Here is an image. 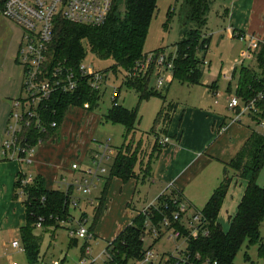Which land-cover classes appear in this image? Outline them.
I'll return each instance as SVG.
<instances>
[{
  "label": "trees",
  "instance_id": "1",
  "mask_svg": "<svg viewBox=\"0 0 264 264\" xmlns=\"http://www.w3.org/2000/svg\"><path fill=\"white\" fill-rule=\"evenodd\" d=\"M178 1H182V10L186 11V17L181 31L182 38L177 43L174 57V79L189 85L200 84L207 63L205 55L209 50L211 39L203 30L207 26L208 15L214 0ZM157 9L158 0H114L108 19L101 26L74 23L63 17H57L53 40L46 52L48 67L51 70L56 67H65L77 72L80 63L86 62L88 54L92 53L100 59H113L114 66L111 69L114 71L118 68L126 71L128 68L134 73L138 63L146 54L144 46L149 26ZM20 47L21 42L19 50ZM251 53L254 57V63L241 65L235 94L244 105L255 100L256 111H250L248 114L258 124H261L264 120V41L258 42L257 47L251 50ZM17 62L20 65L19 51ZM102 72L104 73L103 70ZM236 75L237 69L234 72V76ZM137 76L140 77H136V82L129 83L130 80L128 79L130 84L128 86L136 89L140 94L141 101L158 93L159 90L156 89L149 91L148 86L151 77H142L139 72ZM105 86L106 84L100 90H96L90 86L87 78H83L80 79V86L76 92H54L52 98L45 102L43 107L41 106V112L44 120L56 121L58 127L49 128L44 133H38L37 130L32 129L30 131L31 139L41 138L46 142L56 135V131L66 118L69 107L82 106L88 102L93 105L94 110L99 105L101 92ZM118 95L116 93L117 98ZM163 98L164 103H166V98ZM171 107L166 104L163 105L157 118V123L163 122V133L165 134H167L174 110V107ZM136 117V110H129L119 104H114L106 116L108 120L115 123L125 124L129 132L134 129ZM159 139L160 137L157 136L153 145V153L147 164H145L144 159L141 160L144 152L141 143L135 149L126 148V150L123 149L119 152L111 167L108 179L111 180L115 176L127 182L131 178H139L140 175L136 173V166L141 163L142 179L143 181L147 180L151 173L155 154L164 147L159 143ZM144 165L146 166L143 169ZM263 167L264 133L254 130L240 151L226 164L221 183L213 191L201 211L186 202L181 196L176 195L180 198V202L182 200L188 204L189 213H202L205 230L208 234H201L196 238L190 237V232L183 220H171L169 224H166L164 216H170L171 211L176 210L178 204L172 205L171 203L170 198L175 194L163 192L162 196L161 193L156 198V208H152L153 217L150 219L152 226L146 227L147 216L145 214L137 215L130 225L106 245L107 256H105V260L90 264H136L146 258L147 251H150L144 246V239L147 233L152 236L155 228L160 234L156 241L167 235L170 230L181 231L184 236H187V241L184 239L176 240L184 241L185 247L188 249L187 255L190 254L191 259L196 264L207 259L216 261L217 264H236L235 258L245 243L248 247L258 244L259 257L264 259V238L261 234V226L264 222V186L258 181ZM24 176V173H20L17 181L18 189L21 188L19 192L25 195L24 205L27 213L26 224L20 232V240L26 247L28 263L39 264L40 261L48 258L47 252L42 250L45 239L43 234H49L54 238L57 231L63 228L60 222L68 220L71 215H75L74 208L70 205V193L63 189H47L41 177H35L32 183L23 186L22 178ZM235 177L244 179L247 185L237 213L231 218L228 231H225L218 222V214ZM16 194L19 196V193ZM82 200L79 201L82 202ZM104 204L105 195H102L96 209L97 216L102 213ZM40 218L45 219L43 230L36 227ZM94 227L95 222L90 225V229L94 230ZM70 239H72L71 243L73 241L78 243L79 241L74 237ZM77 243L75 244L77 245ZM85 245L84 242L80 247L81 256L84 255ZM173 257L166 260L165 264H176ZM246 257L249 259L248 255ZM62 260H66V258L64 257ZM163 260L161 258L156 263L149 260V263L162 264Z\"/></svg>",
  "mask_w": 264,
  "mask_h": 264
},
{
  "label": "crops",
  "instance_id": "2",
  "mask_svg": "<svg viewBox=\"0 0 264 264\" xmlns=\"http://www.w3.org/2000/svg\"><path fill=\"white\" fill-rule=\"evenodd\" d=\"M223 14L229 20V29H227L229 30L227 31L229 36L235 37L236 34L249 36L245 42L246 47L241 51L240 58L235 64V72L238 66L246 64L245 62L248 58H251L252 61L254 60L248 47L250 38L254 36L257 40H264V0H231V7L225 8ZM23 33V29L18 24L0 15V70L3 71L7 68V71L11 73L4 75L0 73V87H5V90L1 89V93L6 94L5 98L9 99V103H7L9 114L6 116V123L0 128L1 135L4 127L2 133L3 138L13 108V100L17 98L22 91L23 70L17 62V56ZM250 62L246 65H252L254 63ZM14 66L19 69H15ZM228 79L231 81L232 78L230 77ZM175 81L177 80L173 79V81L169 83L170 86L167 89H169ZM181 84L183 86L186 85L190 89L202 85V83L195 85ZM236 84L233 88L228 87V95L225 98V104L223 103L222 105V108L223 106L227 108L226 113L224 111H213V106L208 109L202 105L206 101L205 98L208 92H214V94L218 92V86L215 83L207 85V92H204L200 98L192 94L191 100H189L192 103L186 105L176 119H174L173 113L176 112L178 104H175L174 100L172 101L174 103V110L168 128L172 136L170 137V142L163 145L164 147L160 149L159 154L152 163L151 173L148 177V182L151 183L149 187H155V191L157 188L155 193L156 198L163 192L175 194L181 196L186 202H189L197 208L195 203L205 205L213 191L219 186L224 177L226 164L240 151L252 132L256 130L252 124L257 123V121L252 118L248 112H245L241 116L240 121H234L238 110L234 111L230 109L229 101L232 96H237L234 91ZM229 85H231V83H229ZM218 97H220L219 94L217 98ZM165 100L167 101V99ZM215 102L216 105H221L219 101ZM240 106V108L244 106L241 99ZM88 115H90L88 118L84 114L79 115L80 118L78 117L79 122L77 124L79 127L77 132L82 130L84 134L87 132V129L85 130L82 128L80 122L84 123L85 121L84 126L86 125L90 129L96 124L93 120V112L89 111ZM71 116L74 117L73 114ZM244 116L247 117L246 121L243 120ZM259 125L264 127L262 123H259ZM62 126L63 125L59 127L55 133L56 135L52 138L44 143L36 145L35 151L30 157V163L19 161L17 155H15L13 159L6 158L2 150L4 140L1 136L0 239H2L1 235L3 234L7 235V237L0 240V260L3 258V254L6 250L5 248L8 245L7 243L17 239V235L20 237L21 229L26 224L27 213L24 200L22 202L19 201L18 195L16 194L19 193L21 189H18L17 186L20 173L32 176L33 178L41 177L47 189H63L64 187L61 183L62 179L64 177L70 179L73 175L71 169L72 162L79 161L81 166L90 163L88 157H84L86 154L89 155L92 150L96 149L92 147V141H89L90 137L86 136L87 140H85V138L79 141L76 140V135H72L68 138L65 134L66 132L68 133L69 128L66 127L63 131ZM144 153L143 156L145 155ZM210 165H212L211 168L215 169L213 172L215 174L214 178H212L213 181L210 179L197 196L194 191L189 190L190 184L194 186L196 183L195 179L201 175L203 171H206ZM218 169H220L219 172L222 175H219ZM75 175L78 174L75 173ZM127 182L130 184L126 185ZM127 182H124L118 177H113L109 180L107 176L94 190L92 194L93 197H90L94 199L93 203H90L86 198H82L81 209L95 202L99 203V199L102 195H105V204L102 209L103 213L114 209L119 211L124 209L122 221L124 225L122 228L115 227L111 235H106V238H108V240H105L108 241L107 244L111 243L121 233L123 228L134 221L135 218L131 221L128 214L125 218L126 210L135 214L136 217L137 212L147 206L152 200L149 197V188L147 192L143 193L138 189L137 182L135 186L132 179ZM246 185V182L237 177L231 182L228 193L218 214V222L225 231L227 226H229L231 218L237 213ZM76 195L81 196L78 193H76ZM86 210L82 209V212L87 213ZM80 214L82 213L78 211V215ZM84 215L88 216V214L85 213ZM93 231L95 232V230ZM43 235L45 236V234ZM95 239H97V242H101L100 240L103 241V239L99 240L96 234ZM56 241L57 239L55 236L50 239V244L54 246L57 243ZM71 241L72 239L69 237L68 249H79L78 258H80V247L82 243L78 241V243L75 242L77 243L76 245L74 241L72 243ZM13 255L15 259L18 256H15V253H13ZM46 255L48 258H56V255L53 253L52 256L48 252ZM64 257L67 259L68 255H64L60 258Z\"/></svg>",
  "mask_w": 264,
  "mask_h": 264
},
{
  "label": "rangeland",
  "instance_id": "3",
  "mask_svg": "<svg viewBox=\"0 0 264 264\" xmlns=\"http://www.w3.org/2000/svg\"><path fill=\"white\" fill-rule=\"evenodd\" d=\"M228 7H231V0L213 1L212 9L208 15L207 26L203 30L204 32H206L207 36H210L211 38L209 50L205 55V60L207 63L205 65V71L202 78V85L195 86L193 87V89H190L186 85L183 86L180 82L175 81L169 89L167 88L170 86V84L164 86L158 91L157 94L152 95L149 99L141 101L140 94L136 91V89L129 87V83H133L134 81L136 82V77H140L137 76L138 73L133 74V70H128V68L126 69V71L122 70L121 68H118L116 71H114L113 69H111V67L114 66L113 59L104 60L100 59L96 55H93L92 53H89L85 60L86 63L92 64L94 67H97L104 71L106 77V86L101 92V99L99 101V105L94 110L93 105H90V103L88 102L82 106L75 105L69 107V109L67 110L66 118L62 124L63 131L64 128H69L68 133L66 132L65 135L68 138H70L72 135H76V140L79 141L85 138V140H87V137L93 134L92 147L94 148H96L97 142H109L113 146V152L108 162L110 174L111 167L115 162L117 155L119 154V152L123 151V149H135L136 146L141 143L142 150L145 152V155L141 160L144 159L145 164H147L148 159H150V156L153 153V145L157 140V136L160 137L159 140H162L163 138H165V136H172L169 130L167 131V134L163 133L162 121L160 123H157L158 114L162 109L163 105L166 104L168 107H174V103L172 102L173 100L175 104H178L176 112L173 113V117L174 119H176V117L182 112V109L186 105L192 103L189 101L191 100L192 94L200 98L204 92H207V85L215 83L218 86L217 89L220 97L217 98L214 92H208L205 98L206 101L202 105H204L208 109L213 106V111H224L226 113L227 108L225 106H223L222 108V105L223 103L225 104V98L228 95V87L233 88L237 83L238 73L241 65L237 67L236 76H234V68L237 60H239L240 58L241 51L244 47H246V41L243 42L238 38V36L242 34H236L235 37L228 35L229 33L227 31L229 30L227 29H229V20L223 14L224 9ZM185 17L186 11L182 10V1L158 0V9L156 10L155 15L149 26L148 35L144 46L145 53L164 49L168 51L169 54L176 55L177 43L182 38L181 31L184 26ZM252 38H254V36H252ZM248 62L253 63L254 60L252 61L251 58H248L245 63L249 64ZM14 68L16 69L18 67L14 66ZM0 73H2L3 75L11 74L9 71H7V68H5V70L3 71L0 70ZM230 77L232 78L231 81L228 79ZM128 79L130 80L129 83ZM155 79V77L151 76L148 86L149 91L155 89ZM229 83H231V85H229ZM1 89L5 90V87H0V128L6 123V116L7 114H9L7 105V103H9V99L5 98L6 94L1 93ZM116 93L119 94L118 104L120 106L129 110L137 111V117L133 125L134 129L131 132L128 131V128L125 124L115 123L106 118V116L109 114V111L114 107L115 103L112 100V96L114 94L116 96ZM21 96H25V92L19 93L18 97L16 96L17 98H15L14 100L20 98ZM162 96L167 99L166 103H164V98ZM215 101H219L221 105H216ZM168 102H170L171 104H168ZM89 111L93 112V120L96 122V124L93 128L90 129L86 125L84 126L85 121L84 123L80 122L82 128H84L85 130L87 129V132L85 134L84 132H82L83 130L77 132V129L79 127L77 125L79 122V115L84 114L88 118L90 117V115H88ZM72 114L74 117L71 116ZM243 120L246 121L247 117L244 116ZM252 125L254 129L264 133V127L260 126L257 123ZM2 133L0 135V139ZM4 139L5 134L3 140ZM158 154L159 152L155 154L153 162L155 161ZM140 164L141 163L136 166V173L137 175H140L139 178L137 177L138 179H131L134 181V186L138 184V189L141 192L145 193L148 191L149 188V197L152 199L150 201L151 203L154 201V199L156 200L155 193L157 191V188L155 191V187H149L151 184L150 182H148L149 179L143 181V173L142 169L140 168ZM212 165H210L206 171H203L201 175H199L195 179L196 183L194 186L190 184L189 190L194 191L197 196L202 191L204 186L209 182V180L214 178L215 174L213 172L215 171V169L211 168ZM145 166L146 165L143 166V169L145 168ZM219 171L220 169H218V172ZM230 173L233 174L232 171H230ZM219 175L222 174L219 172ZM242 180L246 182L244 179ZM211 181H213V179ZM258 181L262 186H264V167L260 172ZM129 184L130 183L128 182L126 183V185ZM18 199L21 202L25 200V196L22 192H19ZM98 205L99 203L95 202L94 204L86 208H82L83 210L87 209L86 211L89 218V223L87 225L90 226L95 222L94 233L97 235L99 240L103 239V241L100 240L101 242H97V239H93L90 241L91 246L94 248V254L96 255H98L100 251L106 248L108 242L105 241L108 240V238H106V235H111V232L115 227L122 228L124 225V223L122 222L124 209L120 211L114 209L110 210L109 212H102L99 216H97L96 209ZM195 205L200 211L205 206L204 204L199 203H195ZM73 211L75 215H78V211ZM127 214L129 215L131 221L135 218V214H132L129 210L125 211V218L127 217ZM229 227L230 223L229 226H227L226 231ZM171 233L172 230H170L167 235H164L161 239L157 241L156 239L160 236L159 233H153L152 236H150L148 233L146 234L144 239V246L152 252V256L149 259L150 262L156 263L159 262L161 258H163L164 260L162 264H165V261L170 260L169 258H171L172 256L177 257L179 255L181 247H185L184 241H178L174 238H169L168 236ZM67 234L68 231L66 228H60L56 235L57 243L54 246L53 244H50V239L53 237L49 234H46L44 236L45 243L43 245L42 250L43 252H48L51 256L52 253L55 254L56 258L68 255L66 259L67 264H77V261L79 259V249H68L69 237ZM261 234L264 238V222L261 226ZM1 236L2 239H5L7 237V235L5 234ZM17 238H20L19 235H17ZM258 247V244L248 247L247 243H245L238 252L235 258V263L264 264V259L259 257ZM5 249L8 250V247L6 246ZM246 255L249 256V259H247ZM145 259L146 258L137 262L136 264H151L149 262H146ZM15 260H17L19 264H29L27 258L21 254H18ZM8 262V256L3 254V258H1L0 264H7ZM170 262L172 263V261Z\"/></svg>",
  "mask_w": 264,
  "mask_h": 264
},
{
  "label": "built area",
  "instance_id": "4",
  "mask_svg": "<svg viewBox=\"0 0 264 264\" xmlns=\"http://www.w3.org/2000/svg\"><path fill=\"white\" fill-rule=\"evenodd\" d=\"M113 4L114 0H0V15L18 24L24 32L19 50V63L23 70L21 92H25V96L13 101V108L5 129L2 149L6 158L13 159L17 155L19 161L30 163V157L34 153L36 145L45 142L41 138L31 139L30 131L34 129L38 133H44L49 128L58 127L56 121L44 120L41 112L43 104L52 98L54 92H76L80 86V79L83 78H87L90 86L96 90H100L106 84L105 73L86 62L80 63L77 72L65 67H56L51 70L47 65L46 52L53 40L57 17H63L74 23L101 26L107 21ZM238 38L242 41H247L249 36L239 35ZM258 41L261 40L250 38L248 42L250 53L251 50L257 47ZM160 50L146 53L133 73L139 72L142 77H155L156 90L162 89L174 79L175 55L169 54L164 49ZM215 95L217 97L218 92ZM112 100L115 105L118 104V98L115 94L112 96ZM240 107L239 97L232 96L229 101V108L234 111L238 110L234 119L236 122L240 121L241 116L245 112L256 111L255 100L246 103L242 108ZM262 125H264L263 122ZM92 136H89V141H93ZM169 142V136L159 140L161 145ZM96 144V149L92 150L89 155L86 154L84 156L88 157L90 163L81 166L79 161L72 162L73 175L70 179L64 177L61 181L64 187L63 190L70 193L71 207L82 213L78 216L71 215L68 220L60 222L61 226L67 229L70 238L74 237L86 244L84 255L80 256L77 264L96 263L99 260H105V256H107L106 248L100 251L98 255L93 254V247L90 241L95 239V233L87 225L89 219L82 212L81 202L79 201L82 198H86L90 203H93L94 199L90 197L109 174L108 162L113 152V146L109 142H97ZM75 173L78 175H75ZM33 181L34 178L32 176L25 175L22 178L23 186H27ZM76 193L82 197L76 195ZM170 199L172 205H178H176V210L171 211L170 216H164L166 224H169L171 220H183L184 225L190 232V237L196 238L201 234H208L207 230H205L202 213H189L188 204L182 200L180 202V198L176 195L171 196ZM155 201L137 212V215L145 214L147 216L146 227L152 226L150 219L153 217L152 208H156ZM44 222L45 219L40 218L36 223L37 229L43 230ZM153 233H159L157 228L153 230ZM168 237L187 241V236H184L181 231H172ZM7 247L8 250L4 252L9 258L7 264H19L15 260L13 253L24 255L27 258L26 247L20 238L11 240ZM187 251L186 247H181L179 255L173 257L176 264H196L191 259L190 254L187 255ZM147 252L145 260L149 262L152 253L151 251ZM62 259L46 258V260L40 261L39 264H66V261ZM200 264H217V262L207 259Z\"/></svg>",
  "mask_w": 264,
  "mask_h": 264
}]
</instances>
